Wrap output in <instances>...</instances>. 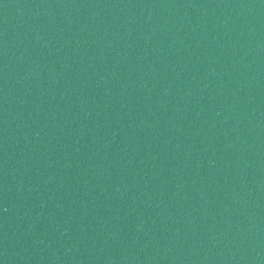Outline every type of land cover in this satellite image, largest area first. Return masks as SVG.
I'll return each mask as SVG.
<instances>
[{
  "label": "water",
  "instance_id": "obj_1",
  "mask_svg": "<svg viewBox=\"0 0 264 264\" xmlns=\"http://www.w3.org/2000/svg\"><path fill=\"white\" fill-rule=\"evenodd\" d=\"M0 264H264V0H0Z\"/></svg>",
  "mask_w": 264,
  "mask_h": 264
}]
</instances>
